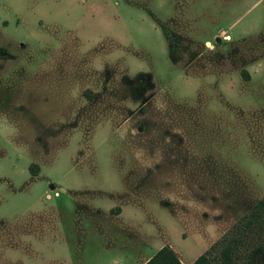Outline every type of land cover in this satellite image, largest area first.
<instances>
[{
  "label": "rangeland",
  "instance_id": "1",
  "mask_svg": "<svg viewBox=\"0 0 264 264\" xmlns=\"http://www.w3.org/2000/svg\"><path fill=\"white\" fill-rule=\"evenodd\" d=\"M263 197L264 0H0V264H194Z\"/></svg>",
  "mask_w": 264,
  "mask_h": 264
},
{
  "label": "trees",
  "instance_id": "2",
  "mask_svg": "<svg viewBox=\"0 0 264 264\" xmlns=\"http://www.w3.org/2000/svg\"><path fill=\"white\" fill-rule=\"evenodd\" d=\"M249 78L248 74L245 76ZM217 256H213L214 252ZM256 254L264 258V197L194 264H256ZM147 264H182L170 247L161 249Z\"/></svg>",
  "mask_w": 264,
  "mask_h": 264
}]
</instances>
